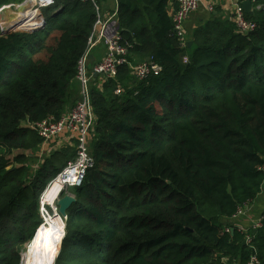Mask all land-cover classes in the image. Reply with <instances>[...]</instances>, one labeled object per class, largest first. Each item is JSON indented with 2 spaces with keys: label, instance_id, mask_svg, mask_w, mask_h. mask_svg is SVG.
<instances>
[{
  "label": "trees",
  "instance_id": "trees-1",
  "mask_svg": "<svg viewBox=\"0 0 264 264\" xmlns=\"http://www.w3.org/2000/svg\"><path fill=\"white\" fill-rule=\"evenodd\" d=\"M101 2L56 0L36 31L0 30V264H20L30 239L22 264H40L61 239L63 224L45 217L47 247L39 199L75 151L48 149L34 171L25 152L44 142L34 123L75 103L77 61ZM115 2L127 60L162 71L137 79L124 64L91 79L93 165L73 190L54 264H247L252 255L264 264V209L249 242L231 222L264 187V0L244 12L253 30L211 12L191 44L174 31L177 0ZM36 12L15 28H34Z\"/></svg>",
  "mask_w": 264,
  "mask_h": 264
},
{
  "label": "built area",
  "instance_id": "built-area-1",
  "mask_svg": "<svg viewBox=\"0 0 264 264\" xmlns=\"http://www.w3.org/2000/svg\"><path fill=\"white\" fill-rule=\"evenodd\" d=\"M55 1L56 0H25L27 4L30 3L33 9H38L39 11L42 8L51 7L54 5ZM242 1L243 0H229V4L230 7L234 9L233 21L236 24V29L244 34L253 30L256 25L252 20L246 19ZM177 3L178 6L172 15V19L175 34L183 44L187 38L184 23L188 15L200 6L201 0H177ZM10 6L11 5H3L0 7V11ZM116 12L117 8L109 14H104L101 13V10H97V18L89 36L87 48L77 61L76 80L80 88V99L70 111L66 112L61 117L57 119L47 117L32 125L43 141L50 142L54 138L68 136L70 140L75 141L77 144L75 157L69 160L57 176L50 181L51 184L53 181L62 179L64 185L61 190H64L66 187L76 188L81 186L87 170L93 165V158L87 148V140L89 136H91L95 122V115L89 92V86L94 73L97 74L96 77L100 79V81H103L107 78L115 77L119 67L124 64L129 67L131 74L137 79H144L149 75H158L162 71V67L150 59L135 63L127 60V47L120 43L121 37L118 30L119 28H117L115 21ZM39 15H41L40 12ZM43 19H45V17L39 19L38 25ZM101 44L105 46V53L97 62L91 64L90 55H92V50ZM114 92L120 93L121 88L117 87ZM44 192L41 195V199ZM247 208L248 204L238 208L231 219L237 220L236 225L238 229L246 234V241L249 242L250 236L247 234V229L249 227L256 228L260 226L262 215H260L256 221L251 222L249 227H245L238 223V220L246 214ZM54 214L57 215L56 205L54 207ZM247 264H259L256 255H252Z\"/></svg>",
  "mask_w": 264,
  "mask_h": 264
},
{
  "label": "rangeland",
  "instance_id": "rangeland-1",
  "mask_svg": "<svg viewBox=\"0 0 264 264\" xmlns=\"http://www.w3.org/2000/svg\"><path fill=\"white\" fill-rule=\"evenodd\" d=\"M24 1L25 0H23L22 2H24ZM22 2H20V3H22ZM20 3L9 4V5H11L10 7H6L2 11H0V30H1V32H2V28L4 29L7 26L8 23H11V21L14 18L18 17V14L23 13L24 11L26 12L27 10H30L31 9L30 4L29 5L26 4L25 5V8L23 10H18V5ZM39 12H40L41 15H39ZM36 13H37L36 14L37 15L36 16L37 17V20L34 22L35 26L38 25L39 19L44 18V17L47 18L48 15H49V13H50V11L49 10H44V8H42V9H40V11L37 9V12ZM42 22H43V20L40 22V24L38 25V27H41ZM32 26L31 27H28L27 30H30L32 28ZM20 28H22V26ZM11 32H12V30H11ZM19 32H26V31H19ZM79 92H80V88H79V85H77V87L75 88V91H74V97L76 98L75 103L80 99ZM74 104H73V106H74ZM58 139L59 138L57 137V138H54L50 142L44 141L39 146V148L36 149L35 151L25 152L27 154V156H28V166L30 167V171H34L35 170L33 168H35L40 163V159L42 158V156L46 155V152H47L48 149H59L61 147H68L70 149H73L75 151V155H76V152H77L76 146H77V144L75 143V141L70 140L69 142L62 143V140L59 139V141H58ZM91 139H92V137L89 136V138L87 140V148H88V151L89 152H90V149H89L90 147L89 146H90ZM4 152H5L4 150H1L0 149V156L4 154V156L6 157L7 153L6 152L4 153ZM8 157H12V155L8 154ZM55 177H53L52 179H54ZM50 181H48V183L44 187L42 193L48 188V186L50 184ZM73 190H74V187H66L63 190V194H67L68 193V194H71V195L74 196ZM41 201L43 202V198L41 200V196H40V199H39V205H40L39 206V218L38 219H41V221H43V218L45 216H47L48 214H51L53 216L55 215L54 214V207L55 206L54 207L43 206L41 204ZM58 216H60V215H58ZM60 218H61V220L63 222V231H62V237H61V240H60V243H59V249H58L57 255L55 256V254H52L50 257H48L47 263H46V258H47L46 257L44 260L41 261L40 264H54L55 259L57 258V256L60 253V249H61V245H62L61 243H62L63 237L65 236V221H64V218H62L61 216H60ZM52 242H53V240L51 241V243ZM30 245H31V243H29V241L26 240L25 243H24V245H23V250H22L21 254H24L28 250V248L30 247ZM32 254H38V251L35 250V251L32 252ZM53 259H54V261L52 262Z\"/></svg>",
  "mask_w": 264,
  "mask_h": 264
},
{
  "label": "crops",
  "instance_id": "crops-1",
  "mask_svg": "<svg viewBox=\"0 0 264 264\" xmlns=\"http://www.w3.org/2000/svg\"><path fill=\"white\" fill-rule=\"evenodd\" d=\"M101 13L109 14L116 9L115 0H102ZM173 6V5H172ZM253 5H251V12ZM217 13L222 19L228 18L229 20L234 19V9L230 7L229 0H201L200 6L192 12L185 22L186 35L190 41L192 38L193 31L196 27L201 26L205 21L210 18V13ZM93 62H97L105 53L104 45H98L92 51ZM71 107L67 109V112L70 111ZM62 140V143L69 142L68 136L59 137ZM58 139V141H59ZM264 209V188L258 194V196L248 204L246 214L238 220V223L242 224L245 227H249L251 222L256 221L258 217L262 214ZM236 220L231 219L234 225Z\"/></svg>",
  "mask_w": 264,
  "mask_h": 264
},
{
  "label": "bare ground",
  "instance_id": "bare-ground-1",
  "mask_svg": "<svg viewBox=\"0 0 264 264\" xmlns=\"http://www.w3.org/2000/svg\"><path fill=\"white\" fill-rule=\"evenodd\" d=\"M28 4H30V3H28ZM37 9H33L32 7H31V9L30 10H27L26 12L24 11L23 13H20V14H18V17H16V18H14L12 21H11V23H8L7 24V26H9V25H11V24H14L16 21H17V23H19L20 21H22V20H24V19H26V18H28V17H30L35 11H36ZM19 13V12H18ZM23 17H25V18H23ZM16 25V24H15ZM25 30H27V28H24ZM63 181H62V179H59L58 181H53L50 185H49V187L46 189V191L44 192V194H43V202L41 201V203H42V205L43 206H49V207H54L55 206V198L57 197V195H58V193H59V191L61 190V188L63 187ZM42 200V199H41ZM44 208V207H43ZM45 217H50V218H52L53 219V221H55L57 224H63V222H62V220H61V218H60V216H58V215H51V214H48L47 216H45ZM43 218V221H42V225H43V227H42V229L40 230V231H45L47 234H49L48 235V238H47V244H48V246L47 247H49V248H52L53 247V245H54V238H53V235H52V233H51V231L54 233V231H53V227H52V225L50 224V222L48 221V219H46V218ZM46 222V224H45V222ZM62 228H63V225H62ZM62 231L63 230H61V237H62ZM36 233H34L33 235H35ZM32 235V239H34L35 238V236H33ZM53 240V242L51 243V241ZM61 240V239H60ZM59 243H60V241H59ZM58 249H59V244H56V250L52 253V254H55V256L57 255V252H58ZM52 254H50L48 257H50ZM23 256H24V254H23ZM54 256V257H55ZM48 257L46 258V263H47V259H48Z\"/></svg>",
  "mask_w": 264,
  "mask_h": 264
},
{
  "label": "water",
  "instance_id": "water-1",
  "mask_svg": "<svg viewBox=\"0 0 264 264\" xmlns=\"http://www.w3.org/2000/svg\"><path fill=\"white\" fill-rule=\"evenodd\" d=\"M27 3L24 1L22 3H20L18 5V10H23L25 8V5ZM251 5H252V2L251 0H243L242 1V7L244 9L245 12H249L250 9H251ZM31 7V6H30ZM25 18V17H23ZM15 24H17V21L14 23V24H11L9 26H6L4 29L2 28V33L6 34V33H11V30L12 32L14 31H26V32H29V33H32L34 31L37 30L38 28V25L35 26L34 28L30 29V30H25V29H17L15 28ZM118 28V26H117ZM188 44H191V41H188ZM90 59H92V55H90ZM146 60H149V58H146ZM96 73H94V77H96ZM75 197L71 194H63V190H61L57 197L55 198V205L57 206V214L60 215L62 218H66L67 217V211L68 209L72 206V204L75 202ZM231 232H233V229H230ZM29 243H31V239L28 240ZM21 262L20 264L23 263V254H21ZM54 261V259L52 260V262Z\"/></svg>",
  "mask_w": 264,
  "mask_h": 264
}]
</instances>
